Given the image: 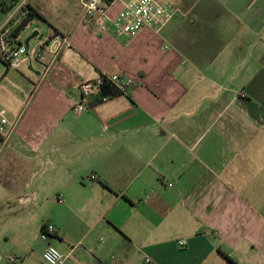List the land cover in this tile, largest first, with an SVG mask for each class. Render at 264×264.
Returning <instances> with one entry per match:
<instances>
[{
    "label": "crops",
    "instance_id": "0c3cea01",
    "mask_svg": "<svg viewBox=\"0 0 264 264\" xmlns=\"http://www.w3.org/2000/svg\"><path fill=\"white\" fill-rule=\"evenodd\" d=\"M158 1L175 8L159 32L73 18L48 24L69 37L57 60L21 63L36 78L0 61V111L17 121L0 138V264H46L32 248L45 222L64 264H264V0ZM26 5L0 0V46ZM99 74L133 86L76 115Z\"/></svg>",
    "mask_w": 264,
    "mask_h": 264
},
{
    "label": "built area",
    "instance_id": "2783aa9c",
    "mask_svg": "<svg viewBox=\"0 0 264 264\" xmlns=\"http://www.w3.org/2000/svg\"><path fill=\"white\" fill-rule=\"evenodd\" d=\"M121 0H79L83 17L96 16L102 30H112L118 38L131 40L135 38L142 30L149 29L159 32L173 18L175 13L174 6L169 2H160L158 0H124L121 2V9L111 16L108 13L109 8L115 2ZM8 34L3 39L0 46V57L7 64V68L17 69L23 60L28 57L30 64L32 58L29 56V48L19 43L16 38H9L13 28L7 27ZM37 30V29H36ZM38 34H39V30ZM69 37L61 35L58 32H50L48 38L39 44V53L42 50L47 51L52 60H57L62 50L69 47ZM47 70V68H45ZM121 94L125 93L133 86V81L123 76H113L106 78ZM104 83L102 76H97L94 80L83 81L79 86L80 100L73 107V112L80 115L89 109V103L93 100L101 86ZM17 127V121H10L4 111H0V138L4 141L8 140ZM91 180H95V176H90ZM169 187L172 184H168ZM56 233V227L51 222H45L40 229V238L47 246L42 254V258L46 264H64L67 257L62 255L60 251L52 246L49 241ZM179 246H184V241L177 242ZM12 263L15 258H10ZM143 264H152L150 258H145Z\"/></svg>",
    "mask_w": 264,
    "mask_h": 264
},
{
    "label": "rangeland",
    "instance_id": "374dc122",
    "mask_svg": "<svg viewBox=\"0 0 264 264\" xmlns=\"http://www.w3.org/2000/svg\"><path fill=\"white\" fill-rule=\"evenodd\" d=\"M31 5L36 12H39L46 19L45 20L46 23L39 19H35L33 22H31L28 29L22 34L21 42L23 43L25 39L32 34L31 30L33 28L37 27L40 30L37 38L33 39L29 43V46H28L29 51H32L33 49L38 48L39 45L35 44V42L42 43L48 38V35H49L48 24H50L52 27L55 26L58 29L65 31L67 27H70V25L73 24V18H77V20L79 21V26L81 25L80 24L81 22L87 24V22L89 21V19H87L86 17H82L83 15H82L81 7L79 5V0H31ZM26 7L27 5L25 6V8ZM118 9H119L118 4L113 5L108 10L109 15L114 16L118 12ZM96 19L98 20V18H95L94 22ZM97 22H96L97 23L96 25L100 27L99 21ZM112 33L114 34L113 31ZM33 64H34V67L38 66V68L41 69L39 70L40 72L43 71L42 67L37 65V63H33ZM2 66L4 69H6L4 65ZM19 68L23 70L26 74H28V76L36 78V75L29 70L28 64L27 65L20 64ZM9 70L15 71V69H12V68H9ZM31 209L32 208L26 207L25 209L26 216H28L29 210ZM39 234H40V230H38L37 232L38 242L35 243L32 246V248L35 249L36 247L39 249V251H43L45 249V244H44L45 242L41 240ZM52 246L54 245L52 244ZM139 263L142 264V260L140 259L139 256H136L133 259H131L130 262L127 264H139Z\"/></svg>",
    "mask_w": 264,
    "mask_h": 264
},
{
    "label": "trees",
    "instance_id": "16d2710c",
    "mask_svg": "<svg viewBox=\"0 0 264 264\" xmlns=\"http://www.w3.org/2000/svg\"><path fill=\"white\" fill-rule=\"evenodd\" d=\"M23 13L25 14L23 15L22 19L19 21L17 26L12 29L9 35V38L14 40L16 44H19L18 42H16V38L20 35L22 31H24V29L28 26V24H30L31 21L39 19L46 23L45 19L29 6H27L26 9L23 8L19 15ZM0 61L7 68V64L2 60L1 57ZM99 76L103 77L104 83L101 86L97 96L92 100V106L102 104L109 99L121 95V93L115 90L114 86L109 81H107L104 75L99 74ZM226 259L230 264H235L229 257H226Z\"/></svg>",
    "mask_w": 264,
    "mask_h": 264
},
{
    "label": "water",
    "instance_id": "95a60500",
    "mask_svg": "<svg viewBox=\"0 0 264 264\" xmlns=\"http://www.w3.org/2000/svg\"><path fill=\"white\" fill-rule=\"evenodd\" d=\"M38 36V31L35 30L34 32H32V34L30 36H28L25 41L22 43L23 46L25 47H28L29 46V43L33 40V39H36ZM29 70L31 72H33L35 75H39V72L33 70V68L31 67V65L29 66Z\"/></svg>",
    "mask_w": 264,
    "mask_h": 264
}]
</instances>
